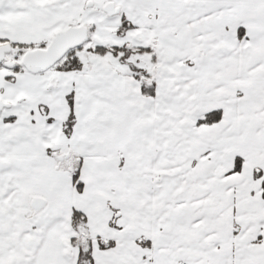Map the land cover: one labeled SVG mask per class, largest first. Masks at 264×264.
Returning a JSON list of instances; mask_svg holds the SVG:
<instances>
[{"label":"snow or ice","instance_id":"1","mask_svg":"<svg viewBox=\"0 0 264 264\" xmlns=\"http://www.w3.org/2000/svg\"><path fill=\"white\" fill-rule=\"evenodd\" d=\"M0 264H264V0H0Z\"/></svg>","mask_w":264,"mask_h":264}]
</instances>
